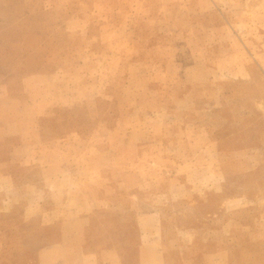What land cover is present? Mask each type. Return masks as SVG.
<instances>
[{"label":"rangeland","instance_id":"374dc122","mask_svg":"<svg viewBox=\"0 0 264 264\" xmlns=\"http://www.w3.org/2000/svg\"><path fill=\"white\" fill-rule=\"evenodd\" d=\"M144 245L264 264V0H0V264Z\"/></svg>","mask_w":264,"mask_h":264},{"label":"crops","instance_id":"0c3cea01","mask_svg":"<svg viewBox=\"0 0 264 264\" xmlns=\"http://www.w3.org/2000/svg\"><path fill=\"white\" fill-rule=\"evenodd\" d=\"M146 246L147 245H144V247H143V249H141L142 250V252L144 253V256L142 255V258L140 259V264H150L149 263V261L146 259V253H147V250H146ZM45 251H43L42 253H44ZM42 258H43V260H44V257H43V255H42ZM79 259V261H78V263L80 262V261H84L85 260V258L83 259V257H79L78 258ZM73 259H69L68 258V260H65V263L66 264H71L73 261H72ZM42 264H57L56 262H53V261H48V260H44V261H42ZM82 264H84V263H82Z\"/></svg>","mask_w":264,"mask_h":264}]
</instances>
